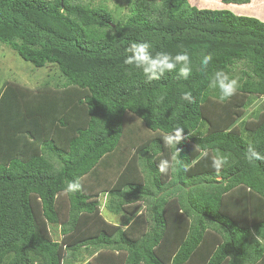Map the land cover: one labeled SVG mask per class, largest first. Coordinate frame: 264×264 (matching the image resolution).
<instances>
[{
	"label": "trees",
	"instance_id": "1",
	"mask_svg": "<svg viewBox=\"0 0 264 264\" xmlns=\"http://www.w3.org/2000/svg\"><path fill=\"white\" fill-rule=\"evenodd\" d=\"M130 42L187 51L193 71L147 81L123 63ZM0 43L58 71L34 91L0 89V264H264V161L246 159L250 146L264 155V110L244 119L264 99V22L190 0H131L119 20L82 0H0ZM237 63L241 86L221 102L208 76L236 77ZM128 114L155 138L130 143ZM177 126L182 165L162 175L174 151L163 136ZM217 150L230 154L219 172ZM77 178L82 191L65 194ZM104 195L125 221L104 217Z\"/></svg>",
	"mask_w": 264,
	"mask_h": 264
},
{
	"label": "clouds",
	"instance_id": "2",
	"mask_svg": "<svg viewBox=\"0 0 264 264\" xmlns=\"http://www.w3.org/2000/svg\"><path fill=\"white\" fill-rule=\"evenodd\" d=\"M127 57L123 63L130 68L140 70L146 77L147 81L160 80L161 77L168 72H178V75L187 79L193 71V63L187 51L179 52L175 55L169 52H156L153 54L151 45L148 42H130L127 48ZM212 54L202 56L199 65V71L208 75V67L212 62ZM209 87L217 90L219 93V101L224 102L236 95L240 88L238 77H234L229 72L224 70H215L208 76ZM165 96L161 95L157 99V103H162ZM180 99L188 103H194L195 98L191 91H184ZM182 127H175L171 132L163 136L164 145L174 149L170 159H161L157 165L160 174L167 175L170 171H177L182 165L180 159L181 150L177 147L178 144L187 140V136L183 135ZM230 154L216 151V155L212 157V167L216 172H219L229 161ZM246 159L249 163L256 161H264V155L258 152L254 147H249L246 153ZM82 181L77 178L74 181H66L64 188L65 194H74L82 191Z\"/></svg>",
	"mask_w": 264,
	"mask_h": 264
},
{
	"label": "rangeland",
	"instance_id": "3",
	"mask_svg": "<svg viewBox=\"0 0 264 264\" xmlns=\"http://www.w3.org/2000/svg\"><path fill=\"white\" fill-rule=\"evenodd\" d=\"M83 2H90L93 6L105 5L111 12L114 20L125 19L129 14V5L131 0H82ZM192 4L201 7H209L212 9H229L233 13L255 17L264 22V0H250L247 5H234L222 3L221 0H190ZM234 74L236 77L245 69L243 63H237L234 66ZM57 75L58 71L54 66L47 65L44 68L37 69L29 62L23 61L13 50L6 45L0 43V89L5 82L17 83L27 86L30 91H34L44 80L46 75ZM264 110V99H257L253 97L251 105L246 108L244 119H249L252 115ZM131 116L130 114H128ZM243 119V120H244ZM241 121V119L239 120ZM127 125L135 126L134 131L129 135V142L133 141H147L155 138L152 132L144 130L141 121L134 117H128ZM144 127V128H143ZM146 129V128H145ZM143 155V152H141ZM113 174V172H112ZM102 212L104 217L115 223H122L125 221L124 216H114L108 213L105 209L106 196L101 198ZM63 210V209H62ZM59 229V228H58ZM55 229L52 234L54 239L59 240V230ZM86 260V261H85ZM79 264H97L93 257L84 259Z\"/></svg>",
	"mask_w": 264,
	"mask_h": 264
},
{
	"label": "crops",
	"instance_id": "4",
	"mask_svg": "<svg viewBox=\"0 0 264 264\" xmlns=\"http://www.w3.org/2000/svg\"><path fill=\"white\" fill-rule=\"evenodd\" d=\"M58 230H59V240H60V239H61V237H62V236H61V233H60V227H59V229H58ZM85 261H86V260H85Z\"/></svg>",
	"mask_w": 264,
	"mask_h": 264
}]
</instances>
